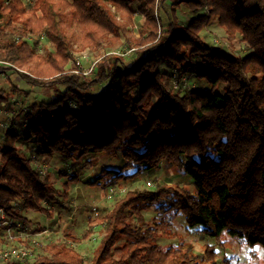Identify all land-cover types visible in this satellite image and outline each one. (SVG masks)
Segmentation results:
<instances>
[{
    "label": "trees",
    "instance_id": "obj_1",
    "mask_svg": "<svg viewBox=\"0 0 264 264\" xmlns=\"http://www.w3.org/2000/svg\"><path fill=\"white\" fill-rule=\"evenodd\" d=\"M180 6L195 15L181 22ZM137 15L145 23L127 58L102 57L89 78L69 71L74 43L96 52L123 38L131 48L127 28ZM213 17L228 42L247 46L245 55L203 41ZM30 37L43 38L53 51L39 54ZM0 61L10 65L2 74L31 88H53L49 101L27 109L30 91L17 94V107L14 88L0 90V108L23 113L24 121L15 132V116L0 117V126L7 125L0 134V212L7 219L24 227L27 211L50 219L55 208L70 210L69 189L80 177L71 174L60 191L35 163L42 157L80 163L121 153V169L103 168L96 176L93 184L103 187L162 165L193 185V191L155 184L125 192L96 222L103 236L88 262L66 243H52L33 260L6 264H201L203 255L189 246L155 242L178 216L206 236L228 235L264 252V0H35L30 9L9 0L0 6ZM187 72L208 86L185 90ZM19 140L34 154L23 153ZM147 205L155 206L151 223L140 214ZM91 234L89 228L70 241Z\"/></svg>",
    "mask_w": 264,
    "mask_h": 264
},
{
    "label": "rangeland",
    "instance_id": "obj_2",
    "mask_svg": "<svg viewBox=\"0 0 264 264\" xmlns=\"http://www.w3.org/2000/svg\"><path fill=\"white\" fill-rule=\"evenodd\" d=\"M8 1L0 0V6L5 5ZM22 1L25 7L30 9L33 7L35 0ZM111 11L114 14L116 13L114 8H111ZM194 15L184 6L179 7L178 17L181 22L187 21ZM117 19L119 20V17ZM144 23V16L137 15L129 24L127 37L131 40V48L128 47V43L123 38H120L111 47L101 48L96 52H91L88 49L82 50L79 43H74V59L69 65L71 69L69 71L89 78L92 76L93 65L102 57L110 55L122 59L127 58L134 50L132 48L134 47V41L140 38V28ZM73 32L75 34L78 31L73 30ZM201 35L206 44L216 48H223L234 56H243L247 53L245 44L238 40L227 41L224 30L218 26L214 17ZM26 41L30 44L35 42L39 54L53 51V48L43 38L30 37ZM174 74L177 75L175 71H171V75H173L170 78L171 80H175ZM182 82L184 89L188 91L202 90L208 86L205 81L199 78L197 73L192 72H187L183 75ZM174 84L176 86L175 90H178L181 86L180 84L176 85V82ZM13 88L15 93L11 94V99L17 107L21 106V95L23 92L30 91L31 95L24 106L25 109L31 103H39L41 100L49 101L53 95V88L49 86L31 88L10 72L8 74H0V90L4 93H9ZM100 89L101 87L98 86L93 91L99 92ZM18 93H21V95H17ZM22 114L21 112H9L5 108H0L1 118H12L15 116L13 124L15 132L23 130L24 121H22ZM6 126L2 122L0 134L2 128ZM17 146L23 153L34 154V148L31 145L24 144L21 140L17 141ZM35 163L48 176V182L60 191L62 190V184L71 174L75 173L80 177V180L74 186H70L69 189L66 204L70 210L64 211L55 208L50 219L38 212L27 211L21 214L28 221L24 227L7 218H5L6 223L4 224L0 221V264H6L8 261L15 259L17 255L22 258V261L33 260L37 254L41 253V248L52 243H66L88 262L91 260L92 253L103 236V230L96 222L111 210L114 202L125 192L132 189L152 190L155 184L185 187L193 191L191 180L167 165H162L156 171L143 172L133 181L112 182L107 187L94 185L93 182L101 169L111 168L119 170L123 167L124 162L121 153L90 155L85 161L80 163H71L58 156L42 157L40 160H36ZM154 211V205H147L145 209L140 211V214L146 221L151 223ZM89 228H91L92 234L87 239L77 244L70 241L73 238H81ZM155 242L163 248L168 246L175 247L180 244L189 246L193 255H203L204 262L201 264H210L212 261L216 262V264H264V252L259 246L249 248L228 235H222L219 238L206 236L201 226L188 228L183 216L175 218L171 228L165 229L164 232L160 231L156 236ZM206 251L212 253L213 259L205 253ZM5 253H7L6 258L4 257Z\"/></svg>",
    "mask_w": 264,
    "mask_h": 264
},
{
    "label": "built area",
    "instance_id": "obj_3",
    "mask_svg": "<svg viewBox=\"0 0 264 264\" xmlns=\"http://www.w3.org/2000/svg\"><path fill=\"white\" fill-rule=\"evenodd\" d=\"M9 67H10V65L8 63H5V62L0 61V74H2V72L4 70H6L7 68H9ZM5 218L6 217H5L4 213L3 212H0V221H1L2 224L6 223L5 222ZM4 257L5 258L7 257V253L4 254ZM15 259H18V260H21L22 261V258L19 257V255L15 256Z\"/></svg>",
    "mask_w": 264,
    "mask_h": 264
},
{
    "label": "crops",
    "instance_id": "obj_4",
    "mask_svg": "<svg viewBox=\"0 0 264 264\" xmlns=\"http://www.w3.org/2000/svg\"><path fill=\"white\" fill-rule=\"evenodd\" d=\"M124 162V161H123Z\"/></svg>",
    "mask_w": 264,
    "mask_h": 264
}]
</instances>
